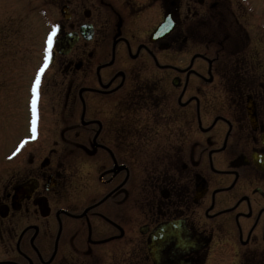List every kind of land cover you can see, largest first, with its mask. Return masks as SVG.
<instances>
[{
	"label": "flooded vegetation",
	"instance_id": "af4514ba",
	"mask_svg": "<svg viewBox=\"0 0 264 264\" xmlns=\"http://www.w3.org/2000/svg\"><path fill=\"white\" fill-rule=\"evenodd\" d=\"M59 2L60 127L0 178V264H264V65L243 17L226 0Z\"/></svg>",
	"mask_w": 264,
	"mask_h": 264
},
{
	"label": "rangeland",
	"instance_id": "374dc122",
	"mask_svg": "<svg viewBox=\"0 0 264 264\" xmlns=\"http://www.w3.org/2000/svg\"><path fill=\"white\" fill-rule=\"evenodd\" d=\"M59 1L0 0V178L3 183L24 176L28 170L27 158L31 157L35 163L42 155V147L38 150L37 144L51 138L42 137L48 134L46 129L60 127L53 124L57 121V107L54 92L47 87V82L62 80L58 74L52 77L54 67L48 64L52 40L50 46L47 43L50 35L53 39V29L60 18ZM226 3L232 14L243 17L239 22L249 37L258 38L256 52L259 63L264 65V0H226ZM40 69L43 71L36 87L33 124V85ZM26 129L35 130V137L26 136ZM30 146L34 150L28 152ZM87 166H82L81 171L92 177L95 167ZM71 169L74 166L67 169L68 173Z\"/></svg>",
	"mask_w": 264,
	"mask_h": 264
},
{
	"label": "snow or ice",
	"instance_id": "6c2138e0",
	"mask_svg": "<svg viewBox=\"0 0 264 264\" xmlns=\"http://www.w3.org/2000/svg\"><path fill=\"white\" fill-rule=\"evenodd\" d=\"M55 34V29H53V35ZM51 40H52V36L50 35L49 38H48V45L50 46L51 45ZM43 71V69H40L38 70L37 72V75H36V79H35V82H34V85H33V100H32V105H33V124L35 123V103H36V100H35V96H36V87L39 85V82H40V73ZM17 151H19V148H17ZM15 154V153H13Z\"/></svg>",
	"mask_w": 264,
	"mask_h": 264
},
{
	"label": "water",
	"instance_id": "95a60500",
	"mask_svg": "<svg viewBox=\"0 0 264 264\" xmlns=\"http://www.w3.org/2000/svg\"><path fill=\"white\" fill-rule=\"evenodd\" d=\"M65 8H62L61 9V13H62V15L64 16V17H66V18H68V16H65ZM165 26V24H163L161 27H159V31H161V30H163V27ZM74 42H75V38H70V39H68V45H67V49L65 50V51H62V52H66L70 47H71V45H73L74 44Z\"/></svg>",
	"mask_w": 264,
	"mask_h": 264
}]
</instances>
